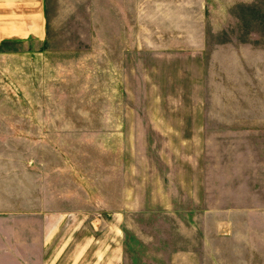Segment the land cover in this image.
Listing matches in <instances>:
<instances>
[{"label":"rangeland","instance_id":"374dc122","mask_svg":"<svg viewBox=\"0 0 264 264\" xmlns=\"http://www.w3.org/2000/svg\"><path fill=\"white\" fill-rule=\"evenodd\" d=\"M45 16L42 39L0 42V264H40L58 205L90 209L60 211L61 253L113 218L119 264H264V0H45ZM44 168L79 192L48 193Z\"/></svg>","mask_w":264,"mask_h":264},{"label":"crops","instance_id":"0c3cea01","mask_svg":"<svg viewBox=\"0 0 264 264\" xmlns=\"http://www.w3.org/2000/svg\"><path fill=\"white\" fill-rule=\"evenodd\" d=\"M46 16H45V0H0V42L1 41H13V40H25V38L42 39L45 35ZM25 51V49L23 50ZM65 114L64 112H61ZM121 161V160H120ZM67 169H70V164H63ZM121 162L120 167L121 168ZM46 176L42 177L41 185L47 188L67 185L69 188L76 187L75 180L77 182L78 192L80 183L77 179H80L79 175L75 172L64 171L58 173L57 177H50L48 173L49 168H44ZM64 170V169H63ZM77 175V176H76ZM120 201H115L108 210L123 211L127 209V203L123 202V181L122 172L120 174ZM67 181V183H66ZM77 192V194H78ZM76 191H68L69 196L75 195ZM72 195V196H73ZM72 196L70 200H72ZM79 200V198H78ZM49 203V202H48ZM112 203V202H111ZM44 211L56 212V214H47L44 220V232L43 243L44 251L41 255L40 264H119L118 254L121 250L122 240L118 232L117 224L111 218L107 222V230L105 234H102L98 241L97 235L93 233L91 229H87L84 234L78 235H64L61 243L71 244L69 249L60 252V211H81L90 210L69 206L57 207H42ZM55 215V216H54ZM56 228L57 236L52 232V228ZM100 244V246L98 245Z\"/></svg>","mask_w":264,"mask_h":264}]
</instances>
